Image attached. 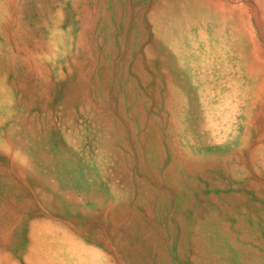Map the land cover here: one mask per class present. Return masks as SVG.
<instances>
[{
  "label": "rangeland",
  "instance_id": "obj_1",
  "mask_svg": "<svg viewBox=\"0 0 264 264\" xmlns=\"http://www.w3.org/2000/svg\"><path fill=\"white\" fill-rule=\"evenodd\" d=\"M0 264H264V0H0Z\"/></svg>",
  "mask_w": 264,
  "mask_h": 264
}]
</instances>
